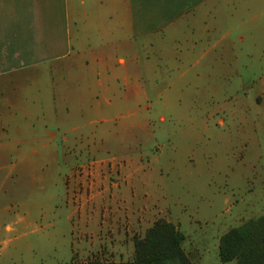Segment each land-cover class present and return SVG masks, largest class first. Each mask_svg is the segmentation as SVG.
I'll return each mask as SVG.
<instances>
[{
  "label": "crops",
  "instance_id": "crops-1",
  "mask_svg": "<svg viewBox=\"0 0 264 264\" xmlns=\"http://www.w3.org/2000/svg\"><path fill=\"white\" fill-rule=\"evenodd\" d=\"M155 57L164 73L180 78L195 73V88H203L202 74L236 77L242 97L232 93L226 117L202 118L194 137L197 141L202 131L219 133L216 127L232 121L244 138V151L261 158L264 0H0V170H10L0 190L9 195L6 185L21 189L22 180H8L11 170L19 174L43 162L59 164L60 142L73 152L79 146L108 149L111 141L129 149L122 131L132 138L139 128L133 105L154 87ZM44 152L49 155L43 157ZM166 165L179 178L185 174L180 153H170ZM156 173L150 161L137 156L72 166L65 180H50L62 190L54 196L63 206L57 212L43 206V180H30L34 193L29 204L19 203L21 213L7 204L0 209V235L16 233L33 218L42 222L41 229L53 227L41 241L50 239L57 248L77 243L73 262L131 261L136 241L157 220L179 230L167 204L174 184L156 180ZM112 176L117 180H107ZM231 176L240 177L241 171L234 168ZM258 182V190L247 191L261 201L264 177ZM251 218L256 217L237 214L239 222ZM185 241L184 252L199 264Z\"/></svg>",
  "mask_w": 264,
  "mask_h": 264
},
{
  "label": "rangeland",
  "instance_id": "rangeland-1",
  "mask_svg": "<svg viewBox=\"0 0 264 264\" xmlns=\"http://www.w3.org/2000/svg\"><path fill=\"white\" fill-rule=\"evenodd\" d=\"M155 63L154 87L146 90L147 95L140 94L139 104L133 105V108L138 109L136 117L139 128L134 131L132 138L125 133V128L122 131L125 141L131 145L129 149L121 150L111 141L106 144L108 149L91 151L79 146L80 150L73 152L60 142L59 164L43 162L38 167L20 170L19 174L11 170L8 180H22V187L14 191L12 185H6L5 188L11 192L9 195H5L3 189L0 190V209L7 204L12 205L15 212L21 213L19 203L29 204L30 196L34 193L30 180H43V206L57 212L63 206L54 196L62 193V190L50 180H65L72 166H84L99 159L121 161L129 156H137L144 163L150 161L157 171L156 180H165L168 185L174 184L167 204L177 217L185 244L192 246L200 259L199 264H235L234 260H220L218 241L236 223L247 221H237L238 212L241 211L246 219L249 216H264V199L254 200L252 197L258 194L250 195L247 191L248 188L258 190V180L264 177V136L257 138L262 151L260 159L244 151V138L238 134L235 126L230 125L232 121H225L223 128L216 127L219 133L202 131L203 136L197 137L196 141L194 132L198 134L201 131L202 118L207 115H213L214 119L226 117V103L232 93L237 92L242 97L241 90H236L237 78L226 73L202 74L203 79H198L202 80L203 88H195L192 87L197 79L195 73H185L180 78L179 73H164L158 57H155ZM234 81V88L230 89L229 85ZM169 82L172 84L170 87ZM208 84H215L218 88H208ZM119 111L124 113L125 109ZM162 116L165 117L163 121ZM66 135L71 137V132ZM173 152L180 153L185 172L182 178L166 165ZM48 155L45 152L42 154L43 157ZM234 168L241 171V176L232 179ZM9 171L0 170V180ZM211 173L215 174L211 176ZM31 219V223L19 228L16 233L0 235V264L70 262L77 243L67 242L64 247L57 248V243L50 239L41 241L39 237L53 227L41 229L42 222ZM62 226L71 237L70 226L65 223ZM14 235L20 237L18 241L12 239L4 242ZM21 242L33 245L21 248Z\"/></svg>",
  "mask_w": 264,
  "mask_h": 264
},
{
  "label": "trees",
  "instance_id": "trees-1",
  "mask_svg": "<svg viewBox=\"0 0 264 264\" xmlns=\"http://www.w3.org/2000/svg\"><path fill=\"white\" fill-rule=\"evenodd\" d=\"M184 235L176 226L157 220L135 243L134 257L127 262H66L57 264H193L182 248ZM221 261L264 264V216L250 219L222 234L218 242Z\"/></svg>",
  "mask_w": 264,
  "mask_h": 264
},
{
  "label": "flooded vegetation",
  "instance_id": "flooded-vegetation-1",
  "mask_svg": "<svg viewBox=\"0 0 264 264\" xmlns=\"http://www.w3.org/2000/svg\"><path fill=\"white\" fill-rule=\"evenodd\" d=\"M96 169L92 170V172H95ZM107 180H117L114 176H112L111 178L107 179Z\"/></svg>",
  "mask_w": 264,
  "mask_h": 264
}]
</instances>
